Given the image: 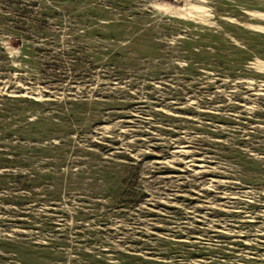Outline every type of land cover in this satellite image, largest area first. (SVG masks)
Returning <instances> with one entry per match:
<instances>
[{
  "label": "rangeland",
  "instance_id": "rangeland-1",
  "mask_svg": "<svg viewBox=\"0 0 264 264\" xmlns=\"http://www.w3.org/2000/svg\"><path fill=\"white\" fill-rule=\"evenodd\" d=\"M0 264H264V0H0Z\"/></svg>",
  "mask_w": 264,
  "mask_h": 264
}]
</instances>
